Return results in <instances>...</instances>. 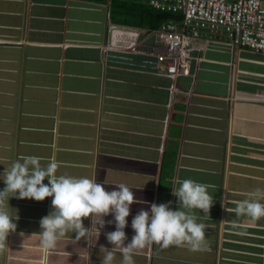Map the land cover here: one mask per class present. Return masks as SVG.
<instances>
[{
    "label": "crops",
    "instance_id": "obj_1",
    "mask_svg": "<svg viewBox=\"0 0 264 264\" xmlns=\"http://www.w3.org/2000/svg\"><path fill=\"white\" fill-rule=\"evenodd\" d=\"M113 1L0 0V178L19 155H38L44 165L59 162L57 175L109 190L125 183L139 200L174 209L172 189L192 178L213 197L209 213L193 210L205 247L152 244L133 254L134 264H264V217L231 211L245 198L238 193L264 189V52L203 31L189 72L165 73L155 64L158 28L139 8L148 1ZM0 207L19 215L0 240V264H37L35 231L51 197H6ZM142 207L131 206L128 240ZM113 228L98 237L93 224L88 243L65 236L49 264H100ZM112 264H122L119 251Z\"/></svg>",
    "mask_w": 264,
    "mask_h": 264
},
{
    "label": "clouds",
    "instance_id": "obj_2",
    "mask_svg": "<svg viewBox=\"0 0 264 264\" xmlns=\"http://www.w3.org/2000/svg\"><path fill=\"white\" fill-rule=\"evenodd\" d=\"M59 166V162L53 159L44 165L38 155L21 154L7 169H3L0 178L4 183L0 189V200L7 197L9 201L15 197L43 201L51 197V209L40 218L39 230L35 231L40 251L37 264H49V257L55 252L58 242L69 234L75 241L84 238L88 243L93 224L98 237L106 224L114 225L113 230L104 233L112 247L109 249L100 245L99 249L105 252L100 264H112L115 251L121 253L122 264H134L133 254L152 244L162 247L187 244L193 251L205 247V225L199 222L193 210L209 213L213 197L207 191V184L192 178L178 180V187L172 189L178 204L174 209L170 206L172 201L156 203L139 200L125 183L109 190L87 176L57 175ZM238 194L245 198L234 202L235 207L231 211L236 216L264 217V189L256 188ZM133 203L148 204V207L140 208L132 216L130 227L133 235L128 240L125 228L129 225L127 218ZM109 215L111 219L106 220ZM84 218L90 219V227L84 226ZM18 220V210L12 215L0 207V240H7L9 234L16 231ZM19 235L23 239L27 237L23 231Z\"/></svg>",
    "mask_w": 264,
    "mask_h": 264
},
{
    "label": "built area",
    "instance_id": "obj_3",
    "mask_svg": "<svg viewBox=\"0 0 264 264\" xmlns=\"http://www.w3.org/2000/svg\"><path fill=\"white\" fill-rule=\"evenodd\" d=\"M180 19L164 21L155 31L156 65L168 74L189 72L190 49L203 31H224L240 46L264 52V0H147Z\"/></svg>",
    "mask_w": 264,
    "mask_h": 264
},
{
    "label": "trees",
    "instance_id": "obj_4",
    "mask_svg": "<svg viewBox=\"0 0 264 264\" xmlns=\"http://www.w3.org/2000/svg\"><path fill=\"white\" fill-rule=\"evenodd\" d=\"M139 8H142L145 12V18L147 20V24L149 25V28L157 29L160 27V25L170 19H180L181 14L174 15L169 12L159 11L152 7L150 4H141Z\"/></svg>",
    "mask_w": 264,
    "mask_h": 264
},
{
    "label": "rangeland",
    "instance_id": "obj_5",
    "mask_svg": "<svg viewBox=\"0 0 264 264\" xmlns=\"http://www.w3.org/2000/svg\"><path fill=\"white\" fill-rule=\"evenodd\" d=\"M114 5L116 6V0L113 1Z\"/></svg>",
    "mask_w": 264,
    "mask_h": 264
}]
</instances>
